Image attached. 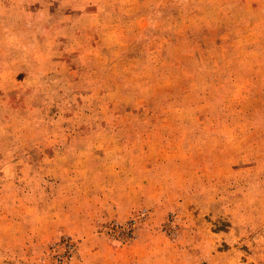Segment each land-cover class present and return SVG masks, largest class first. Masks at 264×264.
Returning a JSON list of instances; mask_svg holds the SVG:
<instances>
[{"label":"rangeland","instance_id":"1","mask_svg":"<svg viewBox=\"0 0 264 264\" xmlns=\"http://www.w3.org/2000/svg\"><path fill=\"white\" fill-rule=\"evenodd\" d=\"M0 264H264V0H0Z\"/></svg>","mask_w":264,"mask_h":264}]
</instances>
